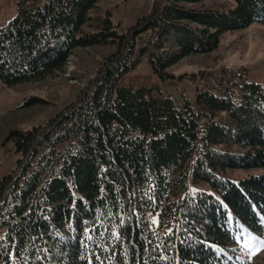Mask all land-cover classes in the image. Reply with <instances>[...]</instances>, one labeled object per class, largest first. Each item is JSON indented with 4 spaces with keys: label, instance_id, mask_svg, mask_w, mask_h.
Returning a JSON list of instances; mask_svg holds the SVG:
<instances>
[{
    "label": "trees",
    "instance_id": "16d2710c",
    "mask_svg": "<svg viewBox=\"0 0 264 264\" xmlns=\"http://www.w3.org/2000/svg\"><path fill=\"white\" fill-rule=\"evenodd\" d=\"M99 1L19 0L0 30L9 86L64 71L75 49L117 46L76 103L11 133L19 159L0 188V264H217L236 240L231 219L264 233V89L241 72H203L181 102L168 69L264 24V0H159L124 34L109 19L87 33ZM143 62L157 81L135 73ZM236 170L263 172L227 177ZM200 183L211 192L194 193Z\"/></svg>",
    "mask_w": 264,
    "mask_h": 264
},
{
    "label": "rangeland",
    "instance_id": "374dc122",
    "mask_svg": "<svg viewBox=\"0 0 264 264\" xmlns=\"http://www.w3.org/2000/svg\"><path fill=\"white\" fill-rule=\"evenodd\" d=\"M159 0H100L89 12L90 21L84 26L87 33L98 32L102 23L109 19L119 35L126 33L138 20L153 13ZM19 0H0V30L5 28L17 14ZM212 9L227 10L223 1L206 0ZM117 46L95 45L78 48L69 57L66 68L54 76L40 81L9 86L0 81V188L3 178L17 168L19 155L11 137L14 131H30L45 128L49 122L69 105L76 103L82 94L94 84L102 68L115 54ZM241 72L248 83L264 89V24L253 23L248 28L224 34L218 47L208 54H193L168 69L173 75L167 93L179 101L194 100L196 88L201 86L200 73ZM223 71V72H222ZM135 73L149 75L158 80L146 62L139 64ZM197 75L192 79L193 75ZM32 98L40 101L25 106ZM262 170H236L227 177L234 181ZM192 191L211 192L209 184L192 186ZM264 221V220H263ZM262 221V222H263ZM236 240L226 249L219 250L217 264H264V233L231 219Z\"/></svg>",
    "mask_w": 264,
    "mask_h": 264
}]
</instances>
